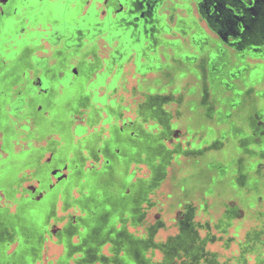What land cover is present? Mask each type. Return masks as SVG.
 Here are the masks:
<instances>
[{"label":"flooded vegetation","instance_id":"flooded-vegetation-1","mask_svg":"<svg viewBox=\"0 0 264 264\" xmlns=\"http://www.w3.org/2000/svg\"><path fill=\"white\" fill-rule=\"evenodd\" d=\"M128 67L136 110L117 98ZM49 237L54 264H264V0H0V264H36Z\"/></svg>","mask_w":264,"mask_h":264},{"label":"rangeland","instance_id":"rangeland-1","mask_svg":"<svg viewBox=\"0 0 264 264\" xmlns=\"http://www.w3.org/2000/svg\"><path fill=\"white\" fill-rule=\"evenodd\" d=\"M171 60L167 59L164 61L161 60V65L162 66H170ZM128 67L126 70V76L123 78V81L121 83L120 89L117 93V98H119L122 101V104L125 106H129L131 107V109H135L136 110V101H137V96H134L132 94V86L136 83V79H134V77H132V71H129ZM180 72H178V78L180 79V81H175L174 82V86H175V94H179L181 95L183 92V86L186 84L184 80L187 77H184V74H181L183 76H180ZM187 101H183L181 104L176 103L175 101H168L164 104H162L161 108L168 112V113H174L178 107L184 106L186 104ZM126 116L129 117H134V114H132L131 112H128L127 114H125ZM186 121H182V122H178L177 119H170L169 120V125H172V128H175L176 125L175 123H178V125L180 126V129L185 131L186 128H188V126H192L190 123H185ZM168 125V124H167ZM163 129V124L161 123V130ZM184 138H186V136H182V139L184 140ZM162 139V144L165 146L166 149L168 150H173L174 149V143L169 142ZM183 149V147H182ZM170 156L172 157L171 161L175 162L176 157L178 156L177 154L171 153ZM181 159H184V156H180ZM171 167H167L166 170H169L167 173V179H165V181L162 182L161 187L156 191V193L152 196V200H155V202L157 203V206H155V208H153L149 213H148V217L147 220L148 221H153L156 220L154 219V215L158 214L159 215V219L164 223L165 229L162 228L160 229L154 236V240L156 242H161L164 243L167 241V239L171 236H174L176 234V230L175 228H172L173 224H172V220L175 218L176 216V212L175 210L171 209L169 206V203L171 202L172 199V194L174 193V185H173V180L171 179L172 177V171L170 170ZM145 172V169L143 171V173H141L140 175H143ZM167 172V171H166ZM75 196V194H74ZM104 209H106V211L108 212L110 210V206L109 205H104ZM72 214L73 211L69 210L68 212H62L61 210V204L58 203L57 207H56V215L57 217H61L64 214ZM219 217V212H217L214 209H209L208 214H206L204 211H198L197 216H196V221L198 222H203L205 220L209 221H213L215 222V220ZM55 229H57L58 227H60V225H54ZM252 223L250 221H245L241 227L236 228V225L234 227L231 228V232L230 234H234L237 237L235 238L236 241L240 242V241H244L245 239V234L246 232L251 228ZM235 228V229H234ZM234 230H237L236 232ZM128 231L130 232H134V230H132L131 228H128ZM201 236H204L205 233H203V231H201L199 233ZM231 250H224L222 248V245L220 242H216L213 244H209L206 248L207 251H211L214 253H219L220 255H226V256H230L231 253H233L236 249L235 245H232ZM62 246L57 244L56 242V238H52L49 237L48 241L46 243H44L43 245V250L40 253V261L38 260L36 264H54L51 262H55L58 258H60V256L62 255ZM106 252V250H104V253ZM155 260L160 259V256L158 255V253H156V258H154ZM220 261H222V257L220 258ZM130 264H136V262H134L133 259H130Z\"/></svg>","mask_w":264,"mask_h":264},{"label":"trees","instance_id":"trees-1","mask_svg":"<svg viewBox=\"0 0 264 264\" xmlns=\"http://www.w3.org/2000/svg\"><path fill=\"white\" fill-rule=\"evenodd\" d=\"M161 142H162V140H161ZM91 211H92V210H91ZM113 218H114V219H113ZM117 218H119V217H118V216H114V217L111 216V217L109 218V223L111 224V222H113V221H114L115 219H117ZM39 221H41V219H39ZM93 225H94V224L91 223V226H93ZM171 237H172V236H171ZM129 262H130V259H127V260H126V263H127V264H130ZM29 264H30V263H29Z\"/></svg>","mask_w":264,"mask_h":264}]
</instances>
